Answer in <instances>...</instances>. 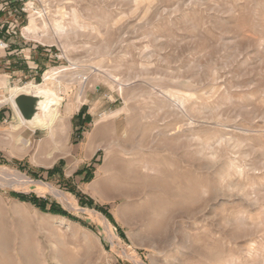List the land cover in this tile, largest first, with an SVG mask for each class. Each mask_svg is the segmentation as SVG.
Wrapping results in <instances>:
<instances>
[{"label": "rangeland", "instance_id": "1", "mask_svg": "<svg viewBox=\"0 0 264 264\" xmlns=\"http://www.w3.org/2000/svg\"><path fill=\"white\" fill-rule=\"evenodd\" d=\"M0 41L36 71L8 105L61 98L0 144V264H264V0H0Z\"/></svg>", "mask_w": 264, "mask_h": 264}, {"label": "bare ground", "instance_id": "2", "mask_svg": "<svg viewBox=\"0 0 264 264\" xmlns=\"http://www.w3.org/2000/svg\"><path fill=\"white\" fill-rule=\"evenodd\" d=\"M42 12H38L39 16L43 17V14H41ZM71 17V25L73 26L72 28H74V32H78V31H81L82 29H86V26L85 23H83L81 21V17H79V15L76 13V11L73 12V14L70 15ZM67 18L65 16V14H63L62 18H61V22L59 21L55 28L53 29V33H49L48 31V27H47V23H43L42 24V27L38 26L37 25V17H35V14L32 13L31 15V24L27 27V32L29 34H32L35 38H42V36H47L48 38L50 39H68L70 38L71 36V31H68V30H64L62 25V21H66ZM75 34V33H73ZM42 40V39H41ZM57 72H52V73H47L45 78L46 80L49 79V78H56L55 75H56ZM32 92V91H36L37 93L39 94H42V95H45L47 96V98L44 100H42L40 102V106L42 108V114L41 115H38L34 118V120L32 122H26L23 117L21 116L20 112L18 111L22 121L31 126V127H36V126H41V127H48L52 122H53V119L57 113V109L59 107V103L61 102V98L60 96H58L55 92H54V89L51 88V87H48V86H45V85H35V84H29L25 87H21L20 89H18L15 93H19V92ZM14 94V95H16ZM14 95H12L14 97ZM13 97H12V103L13 105L15 106L14 102H13ZM16 108V106H15ZM16 180H19V179H16ZM21 181V180H20ZM30 181V180H28ZM15 182V181H14ZM13 182V183H14ZM23 183H25L26 181H22ZM52 187V186H51Z\"/></svg>", "mask_w": 264, "mask_h": 264}, {"label": "crops", "instance_id": "3", "mask_svg": "<svg viewBox=\"0 0 264 264\" xmlns=\"http://www.w3.org/2000/svg\"><path fill=\"white\" fill-rule=\"evenodd\" d=\"M25 51L26 48H23L21 45L17 44L13 45L12 48L7 50L0 48V144L5 142L3 140L13 143L9 137L5 138L4 136L6 135V131L9 128L8 125H11V115H13L15 111L20 120L19 122L11 125L13 131H16L20 125L30 129L33 128L22 121L18 111L16 108L14 109L15 106L11 107L5 102L4 95L6 93L3 92L7 90L12 81L21 80L24 77H28V75L30 77L36 76V71L35 73H32L33 66L27 61L26 58H28V55H26ZM36 66L38 67L39 65L37 64ZM14 94L16 93H13L12 95ZM12 95L10 98L11 102L13 97Z\"/></svg>", "mask_w": 264, "mask_h": 264}, {"label": "water", "instance_id": "4", "mask_svg": "<svg viewBox=\"0 0 264 264\" xmlns=\"http://www.w3.org/2000/svg\"><path fill=\"white\" fill-rule=\"evenodd\" d=\"M47 96L32 92H19L13 97V102L16 109L26 122H32L34 118L42 114L40 102L46 99Z\"/></svg>", "mask_w": 264, "mask_h": 264}, {"label": "trees", "instance_id": "5", "mask_svg": "<svg viewBox=\"0 0 264 264\" xmlns=\"http://www.w3.org/2000/svg\"><path fill=\"white\" fill-rule=\"evenodd\" d=\"M16 195L19 196L23 200H28V201L35 203L37 206H39L43 210L47 209V202L43 199H40L39 197H37L34 194H32V195L16 194ZM50 211H52L54 213L68 215V212L66 210H64L63 208H61L60 206H57L55 204H52Z\"/></svg>", "mask_w": 264, "mask_h": 264}, {"label": "built area", "instance_id": "6", "mask_svg": "<svg viewBox=\"0 0 264 264\" xmlns=\"http://www.w3.org/2000/svg\"><path fill=\"white\" fill-rule=\"evenodd\" d=\"M8 44L4 41H0V48H7Z\"/></svg>", "mask_w": 264, "mask_h": 264}]
</instances>
